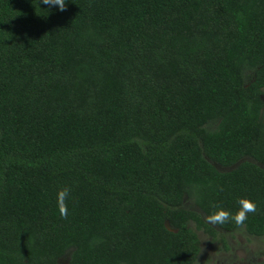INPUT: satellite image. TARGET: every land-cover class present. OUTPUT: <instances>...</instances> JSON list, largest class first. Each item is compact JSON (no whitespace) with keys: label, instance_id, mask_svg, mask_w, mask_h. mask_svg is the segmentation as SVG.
I'll use <instances>...</instances> for the list:
<instances>
[{"label":"trees","instance_id":"16d2710c","mask_svg":"<svg viewBox=\"0 0 264 264\" xmlns=\"http://www.w3.org/2000/svg\"><path fill=\"white\" fill-rule=\"evenodd\" d=\"M192 224L264 236V0H0V264H198Z\"/></svg>","mask_w":264,"mask_h":264},{"label":"rangeland","instance_id":"374dc122","mask_svg":"<svg viewBox=\"0 0 264 264\" xmlns=\"http://www.w3.org/2000/svg\"><path fill=\"white\" fill-rule=\"evenodd\" d=\"M192 227L196 230L193 224ZM196 232L201 243L198 264H264V236H252L244 230L227 232L218 229L214 239L203 231ZM69 259L70 253L61 262L67 263Z\"/></svg>","mask_w":264,"mask_h":264},{"label":"clouds","instance_id":"9594fccd","mask_svg":"<svg viewBox=\"0 0 264 264\" xmlns=\"http://www.w3.org/2000/svg\"><path fill=\"white\" fill-rule=\"evenodd\" d=\"M43 3L49 5H57L61 11L64 10L67 0H43ZM69 196V189L63 188L57 193V204L62 216L67 215V208L65 201ZM238 209L233 212L232 210L223 206H217L208 216V222L214 225H224L227 222H233L239 226L244 224L248 219L250 213H254L257 209L256 202L248 197H242L237 201Z\"/></svg>","mask_w":264,"mask_h":264}]
</instances>
